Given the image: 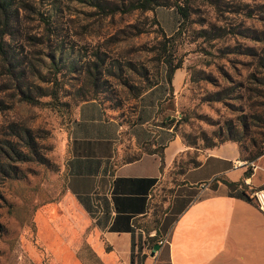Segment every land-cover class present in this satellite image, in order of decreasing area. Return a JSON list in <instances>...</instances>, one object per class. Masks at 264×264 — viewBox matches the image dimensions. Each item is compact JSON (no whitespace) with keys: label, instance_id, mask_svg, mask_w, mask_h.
Listing matches in <instances>:
<instances>
[{"label":"rangeland","instance_id":"obj_1","mask_svg":"<svg viewBox=\"0 0 264 264\" xmlns=\"http://www.w3.org/2000/svg\"><path fill=\"white\" fill-rule=\"evenodd\" d=\"M129 1L12 0L7 20L0 16V264H105L88 240L90 224L65 197L60 165L61 141L84 96L120 107L128 119L134 87L161 81L164 119L194 152L227 133L242 157L264 150V0H176L183 21L163 4L172 0L145 10L126 9ZM160 29L173 33L166 48L181 58L171 88ZM35 84L54 87L66 104L20 98V89L42 91ZM8 144L32 146L35 156L15 160Z\"/></svg>","mask_w":264,"mask_h":264},{"label":"crops","instance_id":"obj_2","mask_svg":"<svg viewBox=\"0 0 264 264\" xmlns=\"http://www.w3.org/2000/svg\"><path fill=\"white\" fill-rule=\"evenodd\" d=\"M180 76L176 67L171 79ZM164 87L142 91L128 119L94 98L74 108L60 165L90 245L105 264H264V216L252 195L264 184V151L248 160L226 140L194 152L164 119Z\"/></svg>","mask_w":264,"mask_h":264},{"label":"trees","instance_id":"obj_3","mask_svg":"<svg viewBox=\"0 0 264 264\" xmlns=\"http://www.w3.org/2000/svg\"><path fill=\"white\" fill-rule=\"evenodd\" d=\"M11 2H12V0H0V16L4 20V22L7 20L8 16H9V7H10ZM154 4H158V2L155 0H131L127 3L126 9H141V10L151 9ZM163 4L173 5L176 12L181 16L182 21H183V19H186L187 12L185 11V9L183 7L184 5L182 3H179L176 0H172L171 2H164ZM176 30L178 32V29H176ZM160 33H161V39L159 42L160 43L159 52L161 53L160 60L165 63V81L168 84L169 88H171L172 87L171 76H172L174 69L181 65V58L176 57L175 59H173L172 50H167V48H166V42H168V40L170 39V36H172L173 33L171 35H166L165 32L163 31V29H160ZM0 53H3L1 42H0ZM154 83L155 82L150 83L149 85H146L145 87H139V86L134 87L133 96L137 97L142 91L146 90L147 88H149ZM34 88L40 89L42 91H39L37 94H35V92L29 88L20 89L19 90L20 98H22L23 100H26L28 102L37 103V104H51V105H58L60 103L66 104L65 100H59V98L57 96V91L54 87H52V88L49 87V89H47V87L35 84ZM37 95H48L49 97L47 99L41 100L37 97ZM90 98H94L93 95H91V96L87 95V97L84 96V98L82 100L90 99ZM2 106H4V105L0 101V108ZM23 130L26 132V131H28V128L23 127ZM26 136L29 137L28 135H26ZM225 139L237 141V138L234 135H230V133H227V136ZM187 145H189V144H187ZM213 145H215V144L209 143L206 146L209 147V146H213ZM7 146H9V148H10V153H8L9 156L15 160H23V159H27V158L35 156L34 155L35 152L33 151L32 146L28 145L27 148H28V150H30L29 152L21 151L20 149H15L13 146H11L9 144ZM238 149H239V144H238ZM263 151L264 150H263L262 146H257V147L255 146V148L253 150H250L244 158H246L248 160H252L256 156L261 154ZM159 156L161 157V153H159ZM189 158L190 157H188V159ZM186 160L187 159H185V161ZM197 162L198 161L196 159H193V157H191V159H190L191 164H196ZM224 181L230 186L235 184V182H232L229 180L224 179Z\"/></svg>","mask_w":264,"mask_h":264},{"label":"built area","instance_id":"obj_4","mask_svg":"<svg viewBox=\"0 0 264 264\" xmlns=\"http://www.w3.org/2000/svg\"><path fill=\"white\" fill-rule=\"evenodd\" d=\"M252 195L257 207L260 209L264 216V184L254 189ZM167 237V232H164L162 235L156 238L155 243H157L158 245H162L167 242Z\"/></svg>","mask_w":264,"mask_h":264},{"label":"water","instance_id":"obj_5","mask_svg":"<svg viewBox=\"0 0 264 264\" xmlns=\"http://www.w3.org/2000/svg\"><path fill=\"white\" fill-rule=\"evenodd\" d=\"M157 247H158V244L157 243H154L153 246H152V248H151V251L150 252L152 253L153 250L156 249Z\"/></svg>","mask_w":264,"mask_h":264}]
</instances>
